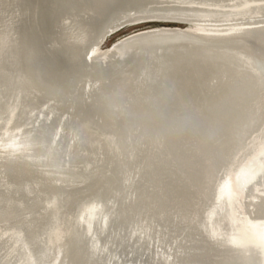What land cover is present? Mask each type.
I'll list each match as a JSON object with an SVG mask.
<instances>
[{
	"label": "bare ground",
	"instance_id": "6f19581e",
	"mask_svg": "<svg viewBox=\"0 0 264 264\" xmlns=\"http://www.w3.org/2000/svg\"><path fill=\"white\" fill-rule=\"evenodd\" d=\"M0 264H264V0H0Z\"/></svg>",
	"mask_w": 264,
	"mask_h": 264
},
{
	"label": "rangeland",
	"instance_id": "374dc122",
	"mask_svg": "<svg viewBox=\"0 0 264 264\" xmlns=\"http://www.w3.org/2000/svg\"><path fill=\"white\" fill-rule=\"evenodd\" d=\"M176 25L174 22H155V21H147V23H143V24H140V25H135V26H132V27H127V28H120L118 31H115V32H112L108 37L107 39L104 41L107 45H109L110 43H112L113 41H115L116 39L130 33V32H133V31H136V30H141V29H146V28H150L152 26H155V25Z\"/></svg>",
	"mask_w": 264,
	"mask_h": 264
},
{
	"label": "water",
	"instance_id": "95a60500",
	"mask_svg": "<svg viewBox=\"0 0 264 264\" xmlns=\"http://www.w3.org/2000/svg\"><path fill=\"white\" fill-rule=\"evenodd\" d=\"M109 34H111V32H110ZM108 36H109V35H108ZM108 36H106V37L104 38V40H103V41H105V40L107 39V37H108Z\"/></svg>",
	"mask_w": 264,
	"mask_h": 264
}]
</instances>
